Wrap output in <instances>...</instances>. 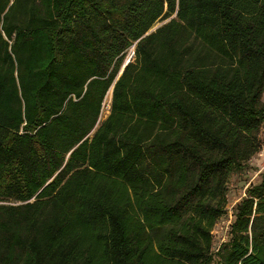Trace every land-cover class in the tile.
<instances>
[{
  "label": "trees",
  "instance_id": "1",
  "mask_svg": "<svg viewBox=\"0 0 264 264\" xmlns=\"http://www.w3.org/2000/svg\"><path fill=\"white\" fill-rule=\"evenodd\" d=\"M263 95L264 0H0V264H264Z\"/></svg>",
  "mask_w": 264,
  "mask_h": 264
},
{
  "label": "rangeland",
  "instance_id": "2",
  "mask_svg": "<svg viewBox=\"0 0 264 264\" xmlns=\"http://www.w3.org/2000/svg\"><path fill=\"white\" fill-rule=\"evenodd\" d=\"M162 23L157 24L155 27L160 26ZM154 27V28H155ZM153 28V29H154ZM131 53V49L128 51L125 59H129V55ZM264 101V95L263 99ZM110 102V97L109 99L104 103L103 105V110H102V116L101 119H104L108 115V105ZM259 140L261 143L260 146V151L258 154H256L253 159H251L247 165L244 171L240 173H234L231 174L228 180V185H227V206L232 207L234 209L235 205L241 200L243 197V193L246 191L248 185L252 183L253 181H256L258 179V171L262 166H264V129L260 130L259 132ZM227 211V209H226ZM227 214V212H226ZM227 219V215L224 216L223 220ZM222 221L219 219L213 230H212V248L216 247L220 241V239L223 237L225 238L226 241L229 239V233L225 231V225L221 223ZM213 255L216 252H213ZM216 258L215 261L212 264H216Z\"/></svg>",
  "mask_w": 264,
  "mask_h": 264
},
{
  "label": "built area",
  "instance_id": "3",
  "mask_svg": "<svg viewBox=\"0 0 264 264\" xmlns=\"http://www.w3.org/2000/svg\"><path fill=\"white\" fill-rule=\"evenodd\" d=\"M133 54H134V51H133V47H132V48H131V53H130V55H129V59H128V60H130V59L133 57ZM244 197H245V192L243 193V197H242V198H244ZM242 198H241V199H242ZM226 209H227V211H226L227 214L225 213V214L220 218V220L222 221L221 223H222L223 225H225V231L229 233L230 225H231V223H232V221H233V208H232V207H229V208H228V206H226ZM225 215H227V219H226V220H223V218H224ZM226 242H227V241L225 240V238L222 237V238L220 239L218 245H217L216 247L211 248V251L217 253V251L219 250L220 246H221L222 244L226 243Z\"/></svg>",
  "mask_w": 264,
  "mask_h": 264
},
{
  "label": "crops",
  "instance_id": "4",
  "mask_svg": "<svg viewBox=\"0 0 264 264\" xmlns=\"http://www.w3.org/2000/svg\"><path fill=\"white\" fill-rule=\"evenodd\" d=\"M164 23V22H163ZM151 30H153V29H151ZM150 30V31H151ZM122 72V68H121V70H120V72H119V74H118V76L120 75V73ZM111 90V89H110ZM110 100H111V95H110ZM104 103H105V100H104V102H103V105H104ZM109 104H110V102H109ZM103 107V106H102ZM108 108H109V105H108ZM102 116V115H101ZM101 116H100V119H101ZM261 129L263 130L264 129V125L261 127ZM253 159V158H252ZM262 173H264V166H262V168H260L259 169V171H258V179H256V181H253L252 183H250L249 185H256V184H258L259 182H260V176H261V174ZM248 185V186H249Z\"/></svg>",
  "mask_w": 264,
  "mask_h": 264
},
{
  "label": "bare ground",
  "instance_id": "5",
  "mask_svg": "<svg viewBox=\"0 0 264 264\" xmlns=\"http://www.w3.org/2000/svg\"><path fill=\"white\" fill-rule=\"evenodd\" d=\"M128 62H129V60L127 59V60H126V63H128ZM126 63H125V64H126ZM109 97H110V92L106 95V97H105V102L109 99Z\"/></svg>",
  "mask_w": 264,
  "mask_h": 264
},
{
  "label": "water",
  "instance_id": "6",
  "mask_svg": "<svg viewBox=\"0 0 264 264\" xmlns=\"http://www.w3.org/2000/svg\"><path fill=\"white\" fill-rule=\"evenodd\" d=\"M165 22H166V21H165ZM165 22H164V23H165ZM162 24H163V23H162ZM156 28H158V27H155L153 30L149 31L147 34H149L150 32L154 31ZM147 34H146V35H147ZM123 68H124V66L122 67V70H123ZM120 74H121V73H120Z\"/></svg>",
  "mask_w": 264,
  "mask_h": 264
}]
</instances>
